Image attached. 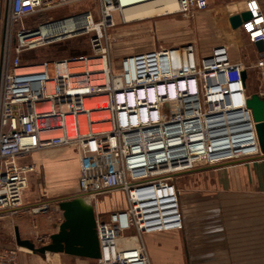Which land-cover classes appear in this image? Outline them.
<instances>
[{
    "label": "built area",
    "instance_id": "built-area-1",
    "mask_svg": "<svg viewBox=\"0 0 264 264\" xmlns=\"http://www.w3.org/2000/svg\"><path fill=\"white\" fill-rule=\"evenodd\" d=\"M77 1L9 0L6 31L17 33L21 43L13 58H4L0 79V213L22 205L35 169L25 161L29 155L75 145L84 161L109 156L112 164L83 169L78 181L79 193L91 200L117 190L127 196V208L97 217L99 261L151 264L144 235L184 227L180 189L172 176L202 164L262 154L242 79L246 65L232 57L226 44L200 56L188 43L126 55L116 70L103 31L116 25L114 13L123 0H99L97 19L86 12L92 21L85 30H97L91 52L24 64V50L51 40L34 34L42 25L61 20L49 17L32 29L26 19ZM172 1L184 13L205 10L211 2ZM241 28L251 43L262 41L258 63L264 68V14L254 13ZM243 113L253 148L230 145L226 138L227 128L241 124L237 118ZM128 232L142 243L124 239ZM12 254L1 250L0 264H16Z\"/></svg>",
    "mask_w": 264,
    "mask_h": 264
},
{
    "label": "rangeland",
    "instance_id": "rangeland-1",
    "mask_svg": "<svg viewBox=\"0 0 264 264\" xmlns=\"http://www.w3.org/2000/svg\"><path fill=\"white\" fill-rule=\"evenodd\" d=\"M0 1L3 5L0 9L1 79L4 58H13L17 54L16 48L21 41L17 33L10 34L6 31V16L1 10H7L8 1ZM262 6L264 9V0ZM243 7H245V0H211L207 9L191 13L177 11L176 4L172 0H150L122 7L123 11L116 10L114 13L116 25L109 28L107 32L103 31L109 45L111 61L115 69L119 70L122 57L132 53L193 43L199 55L205 56L215 45L226 44L230 48L232 57L242 60L246 65L248 94L264 95V68L258 63L256 48L250 42L244 29L232 28L229 21V17ZM99 9V0H80L48 14L43 12L30 16L26 19L25 25L32 29H39V25L46 22L49 17L63 19L89 11L93 13V18L97 19L98 14L96 13ZM79 31L74 37L69 36L66 39L41 46H30V49L21 53L23 63H39L43 60L66 58L91 52V39L97 34V30L88 32L82 27ZM35 39L36 37L29 38V40ZM26 47L29 48V45ZM237 120H240L241 124L247 123L248 116L245 113L240 114ZM48 152L51 154L49 161L38 158L35 153L26 158L25 161L34 164L35 169L29 175V183L24 192L22 205L16 211L6 210L0 213V231L8 232L5 236L6 242H11L13 246L12 249H6L13 253L16 264H101L99 260L66 253H51L47 257H42L27 248L17 246L14 227L19 226L20 221L26 223L24 225L28 227V230L31 229V239L38 246L50 242V233L57 232L64 219L56 201L79 194L78 181L83 169L95 170L112 164L109 156L96 160H82L75 145L50 148ZM235 162L239 160H225L210 165L202 164L191 171L172 176L180 189V195L182 194L183 209L187 208L188 204H193L192 200L205 201L212 195L216 199L221 198L226 193V190L221 189L226 188V166L234 165ZM50 189L55 195L51 197L52 199L48 196L51 195ZM47 201L52 203H47ZM93 201L97 207L96 215L100 219L108 218L111 213L128 207L126 193L122 190L102 193ZM26 204L34 205L24 208ZM56 212H60V215H56ZM52 220L56 222L55 228H50ZM190 224V222L185 223L184 228L178 231L144 235L143 243L148 250L150 262L154 255L158 264L159 262L161 264H190L193 259L194 243V249L197 243L202 247H207L210 243V246H214L215 242H217L215 245L217 247L226 246V232L222 234L219 230L222 238L217 239H212L211 236L210 240H207L206 235L199 239L191 238ZM123 238L133 240L134 245L142 243L141 238L138 239L133 232L124 234Z\"/></svg>",
    "mask_w": 264,
    "mask_h": 264
},
{
    "label": "crops",
    "instance_id": "crops-1",
    "mask_svg": "<svg viewBox=\"0 0 264 264\" xmlns=\"http://www.w3.org/2000/svg\"><path fill=\"white\" fill-rule=\"evenodd\" d=\"M7 1V6H9V0ZM262 1L245 0V7L240 8V11L236 13L252 10L253 13L261 12L264 14ZM2 6L0 1V9ZM5 10L2 9L1 12L6 16V22L8 7ZM96 14L99 17V11ZM252 44L255 46L259 58L260 51L256 44ZM211 49L208 53L211 52ZM245 124H249V122H244L241 125ZM35 154L38 158L51 160L48 149L35 152ZM221 189L226 190L221 198L216 199L212 195L205 201L192 200L193 204H188L189 206L187 205L185 209H183L184 205L182 206V194L180 195L184 226L185 223H191V238L196 237L199 239L206 235L207 240H210L211 236L212 239H217L222 238V234L226 232V246L217 247L215 246L217 242H215L214 246H210V243L207 247H202L197 243L196 249H194V243L193 259L190 264H264V157L258 156L239 160L234 165H227L226 188ZM49 192L51 195L48 196L52 199L51 197L55 195H53L51 189ZM47 203L52 202L47 201ZM33 205L26 204L24 208ZM61 213V216H63L62 211ZM56 215H60V212H56ZM52 221L50 228H55L56 222H54L55 220ZM24 224L26 223L20 221L19 226L16 225L14 228H19L23 238L31 239V229L28 230V227ZM219 230L222 233L221 237ZM7 233L4 230L0 231V251L13 248L11 242H6L5 236ZM53 233L52 231L50 236ZM186 253L188 252L186 251ZM151 259V264H158L154 255ZM159 264L161 263L159 262Z\"/></svg>",
    "mask_w": 264,
    "mask_h": 264
},
{
    "label": "water",
    "instance_id": "water-1",
    "mask_svg": "<svg viewBox=\"0 0 264 264\" xmlns=\"http://www.w3.org/2000/svg\"><path fill=\"white\" fill-rule=\"evenodd\" d=\"M87 14V13H86ZM254 16L252 10L242 11L229 17L232 28H240ZM63 20V19H61ZM261 52L262 41L256 42ZM244 85L247 87L248 71L242 72ZM247 105L252 110L256 122L259 144L264 157V95L249 94ZM63 212V221L59 230L50 236V242L38 246L32 239L23 238L18 227L15 228L16 243L19 247L29 249L35 254L47 257L51 253H66L69 255L99 260L101 247L97 231V215L94 201L79 193L56 201Z\"/></svg>",
    "mask_w": 264,
    "mask_h": 264
},
{
    "label": "bare ground",
    "instance_id": "bare-ground-1",
    "mask_svg": "<svg viewBox=\"0 0 264 264\" xmlns=\"http://www.w3.org/2000/svg\"><path fill=\"white\" fill-rule=\"evenodd\" d=\"M140 1H143V0H123L122 2H119L118 4L119 11L120 10L123 11L122 7H125L127 5L136 4V3H139ZM88 21L91 22L92 18L84 13L81 15H78L77 17L69 16L63 20H60L58 23H48V24L42 25L39 32L34 34V36L36 37L39 36L43 39L50 38L51 40H47L46 44L55 42L58 40L66 39L69 36L74 37V35L77 34V33L75 34L74 31L78 30L79 28H82V27L85 28L86 26H88L87 25ZM29 37H26V38H29ZM226 131L229 134V137H226V138H228L227 141L230 145L234 146L240 143L242 144L244 149L248 147L253 148V146L255 145L253 141V138H254L253 133L250 131L249 124L228 127ZM238 133H241L240 139H239ZM247 140L249 142H246ZM169 157L171 161L172 158L170 155Z\"/></svg>",
    "mask_w": 264,
    "mask_h": 264
},
{
    "label": "trees",
    "instance_id": "trees-1",
    "mask_svg": "<svg viewBox=\"0 0 264 264\" xmlns=\"http://www.w3.org/2000/svg\"><path fill=\"white\" fill-rule=\"evenodd\" d=\"M51 13V12H50ZM46 14H48V13H46ZM23 61V60H22Z\"/></svg>",
    "mask_w": 264,
    "mask_h": 264
}]
</instances>
